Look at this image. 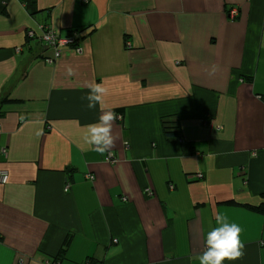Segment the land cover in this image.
I'll return each instance as SVG.
<instances>
[{"label": "crops", "instance_id": "0c3cea01", "mask_svg": "<svg viewBox=\"0 0 264 264\" xmlns=\"http://www.w3.org/2000/svg\"><path fill=\"white\" fill-rule=\"evenodd\" d=\"M33 6L0 0V264L51 263L66 240L61 264H198L218 211L244 246L224 264H264L249 208L264 192V0ZM29 29L76 30L83 51L47 62ZM90 82L119 117L102 155L81 139L101 114L82 99Z\"/></svg>", "mask_w": 264, "mask_h": 264}, {"label": "clouds", "instance_id": "9594fccd", "mask_svg": "<svg viewBox=\"0 0 264 264\" xmlns=\"http://www.w3.org/2000/svg\"><path fill=\"white\" fill-rule=\"evenodd\" d=\"M212 71L214 72L215 69L213 68ZM74 74L71 67L66 68L67 76ZM85 86L88 88V93L82 99L87 101V109L99 107L101 114L96 123L83 126L81 139L90 150L102 155L115 146L117 137L113 134V125L119 117L105 103L109 89L103 82H90ZM18 119L24 120L25 117L20 115ZM35 123L37 124L35 135L40 137L43 135V121L37 120ZM215 222L217 226L205 235V250L195 258L198 264H224L226 260L234 261L243 256L241 227L236 223H230L228 217L219 211L215 215Z\"/></svg>", "mask_w": 264, "mask_h": 264}, {"label": "built area", "instance_id": "2783aa9c", "mask_svg": "<svg viewBox=\"0 0 264 264\" xmlns=\"http://www.w3.org/2000/svg\"><path fill=\"white\" fill-rule=\"evenodd\" d=\"M84 3L89 2L90 0H82ZM238 14V9L236 7H232L230 10V17L234 18ZM69 33V32H68ZM65 36H62L58 33V31H51L49 29L44 30L40 35H36V33L29 29L26 33L27 37L30 39H33L34 37L46 45L48 47L49 53L47 56H45V60L47 62H54L58 57L61 55V51L63 47H69L68 45L75 42V37L77 38L78 33L77 31L73 30L72 34H68ZM51 49V50H50ZM77 53H82L83 48L82 46H76V48L73 49ZM106 160L109 162H115L116 159L109 153L108 156H106ZM89 178H93V176L88 175ZM199 177L201 178L202 175L200 174ZM8 179V176L5 172H0V183H5ZM149 191V189H146ZM49 264V263H48Z\"/></svg>", "mask_w": 264, "mask_h": 264}, {"label": "trees", "instance_id": "16d2710c", "mask_svg": "<svg viewBox=\"0 0 264 264\" xmlns=\"http://www.w3.org/2000/svg\"><path fill=\"white\" fill-rule=\"evenodd\" d=\"M34 2L35 0H28V7L30 8V11L34 14L35 12V8H34ZM76 31V30H75ZM68 34H72L73 30L68 31ZM78 36L77 38L75 37V42L68 45L70 48L74 49L76 48V46H82L81 42H80V37H79V32L77 31ZM48 47L46 48L47 51ZM51 50V49H50ZM48 52V51H47ZM51 53V52H50ZM49 54V52H48ZM2 111H1V105H0V117L2 116ZM163 124H164V130H165V134L166 136H168L169 138H175V137H180V128H179V123L178 120L173 119L171 117V119H163ZM170 188H172V185H169ZM68 187V185H66L65 189ZM261 198H262V202H260L257 206H251L249 207L250 209L254 210L255 212L259 213L260 215L264 216V192L261 193ZM67 240L63 242L60 251L58 252V254L51 260V263L49 264H61V262H63L62 260H64V254L66 251V247H67ZM90 259H86V262H88ZM46 263V264H48Z\"/></svg>", "mask_w": 264, "mask_h": 264}]
</instances>
